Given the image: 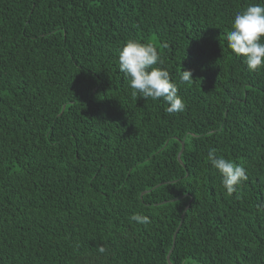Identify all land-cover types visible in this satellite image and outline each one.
<instances>
[{
	"label": "trees",
	"instance_id": "1",
	"mask_svg": "<svg viewBox=\"0 0 264 264\" xmlns=\"http://www.w3.org/2000/svg\"><path fill=\"white\" fill-rule=\"evenodd\" d=\"M260 2L0 0V264H264V68L227 44ZM129 39L183 112L132 96ZM211 149L247 169L232 195Z\"/></svg>",
	"mask_w": 264,
	"mask_h": 264
},
{
	"label": "clouds",
	"instance_id": "2",
	"mask_svg": "<svg viewBox=\"0 0 264 264\" xmlns=\"http://www.w3.org/2000/svg\"><path fill=\"white\" fill-rule=\"evenodd\" d=\"M227 44L235 55L243 57L249 72L264 68V0L249 4L236 13L227 35ZM163 63L158 48L153 43L129 39L118 50V68L132 89L133 97L139 94L140 98L146 100L162 99L167 105V113L183 112L186 105L178 94V86L172 81L169 71L162 67ZM192 80L193 72L183 70L180 83L187 84ZM208 161L220 174L222 186L228 195L237 192L238 186L248 179L247 169L243 165L217 156L215 149L209 151ZM131 220L141 225L151 222L148 216L140 213L133 214ZM105 251L103 245L98 247L99 253Z\"/></svg>",
	"mask_w": 264,
	"mask_h": 264
},
{
	"label": "water",
	"instance_id": "3",
	"mask_svg": "<svg viewBox=\"0 0 264 264\" xmlns=\"http://www.w3.org/2000/svg\"><path fill=\"white\" fill-rule=\"evenodd\" d=\"M183 149H184V148H183ZM181 154H182V152H181ZM181 154L179 155V160L182 162V160H181ZM178 232H179V230L176 232V234H175V236H174V240H176ZM173 250H174V249H172L171 253L173 252ZM171 253H170V254H171ZM168 260H169V258H168ZM169 263L171 264L170 261H169Z\"/></svg>",
	"mask_w": 264,
	"mask_h": 264
}]
</instances>
